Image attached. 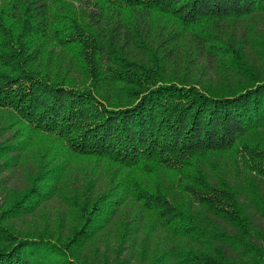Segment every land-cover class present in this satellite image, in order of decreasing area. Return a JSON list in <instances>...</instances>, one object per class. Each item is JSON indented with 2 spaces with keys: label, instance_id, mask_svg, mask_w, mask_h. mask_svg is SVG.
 <instances>
[{
  "label": "trees",
  "instance_id": "trees-1",
  "mask_svg": "<svg viewBox=\"0 0 264 264\" xmlns=\"http://www.w3.org/2000/svg\"><path fill=\"white\" fill-rule=\"evenodd\" d=\"M0 264H264V0H0Z\"/></svg>",
  "mask_w": 264,
  "mask_h": 264
},
{
  "label": "rangeland",
  "instance_id": "rangeland-1",
  "mask_svg": "<svg viewBox=\"0 0 264 264\" xmlns=\"http://www.w3.org/2000/svg\"><path fill=\"white\" fill-rule=\"evenodd\" d=\"M21 219H23V221L18 220L16 222V224L18 226H20V227L28 228V229H33V228L37 229V228H41L42 227V224H37V223L34 226L33 222L30 221V219H26V218H21ZM49 228H50V226H49ZM117 248H118L117 243L115 241H113V242H110L108 244L107 249H102L101 247H98L97 252L105 255L109 262L114 263L112 261V259L114 257H117L116 256V252H115L117 250ZM125 254H126V252H123V255L121 256V258H124Z\"/></svg>",
  "mask_w": 264,
  "mask_h": 264
}]
</instances>
